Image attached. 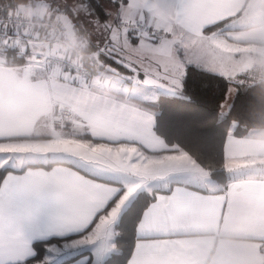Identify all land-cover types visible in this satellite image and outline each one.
Instances as JSON below:
<instances>
[{
    "label": "clouds",
    "instance_id": "1",
    "mask_svg": "<svg viewBox=\"0 0 264 264\" xmlns=\"http://www.w3.org/2000/svg\"><path fill=\"white\" fill-rule=\"evenodd\" d=\"M207 2L108 0L107 19L98 23L87 0H0V164L44 170L28 161L67 153L23 146L58 139L134 148L139 163L163 159L168 153L157 149L167 145L138 138L118 118L130 105L121 84L172 63L193 65L222 77L229 100L237 93L245 99L230 118L221 154L186 151L183 171L202 181L220 170L246 175L218 186L222 213L206 205L193 226L161 237L157 262L264 264V0H228L233 11L219 20L194 15ZM230 110V103L222 109ZM233 185L250 194L238 208L228 206ZM53 248L43 256L34 249L28 264H49Z\"/></svg>",
    "mask_w": 264,
    "mask_h": 264
},
{
    "label": "snow or ice",
    "instance_id": "2",
    "mask_svg": "<svg viewBox=\"0 0 264 264\" xmlns=\"http://www.w3.org/2000/svg\"><path fill=\"white\" fill-rule=\"evenodd\" d=\"M162 2L168 3L169 0ZM232 11L228 0H209L193 8L194 15L208 16L213 20L222 19ZM104 20L99 17L98 23ZM188 66L179 63L166 65L157 69L155 76L143 78L142 82L172 93L180 92L188 75ZM139 79L138 75L136 81ZM229 101L226 97L221 109ZM118 118L138 138L164 144L152 131L153 117L149 113L126 105L118 113ZM228 142L232 145L231 137ZM23 147H31L38 153L51 151L88 157L106 165V170L134 177L136 183L117 188L94 182L63 167L23 171L22 166L17 168L10 164V170L0 178V264H28L36 249L33 247L34 241L68 232L81 233L82 238L74 240L73 245L99 242V257L107 248L114 247V244H109L110 229L131 194L149 180L183 171V163L189 161V154L177 145L157 149L168 154L163 159L148 158L146 163L133 160L134 148L112 149L105 145L89 147L59 139L49 144ZM125 152L127 156L123 155ZM102 154H108L110 158L102 159ZM0 168H4V165L0 164ZM241 188L233 185V191L229 193L232 197L229 207L234 202L238 208L250 195ZM218 191V188H212L208 194L200 195L177 190L170 196H159L139 225L140 233L149 235H142L138 239L129 264H158L156 250L161 244V237L174 235L185 227L193 226L206 205H211L216 214L222 213L225 198L214 195ZM52 251L56 253L58 249L53 248ZM50 261L51 258L49 264Z\"/></svg>",
    "mask_w": 264,
    "mask_h": 264
},
{
    "label": "trees",
    "instance_id": "3",
    "mask_svg": "<svg viewBox=\"0 0 264 264\" xmlns=\"http://www.w3.org/2000/svg\"><path fill=\"white\" fill-rule=\"evenodd\" d=\"M96 14L107 19L104 7L108 0H87ZM112 63V61H109ZM188 75L184 80L183 90L175 97L162 95L158 104L150 105L158 110L155 124L156 133L168 146L177 145L185 151L199 153L204 158L218 157L230 125L231 116L236 113L245 97L237 93L231 103V110L222 113L221 105L225 102L227 83L222 77L204 72L193 65L188 66ZM57 163L47 165V169ZM10 169H0L3 178ZM213 179L220 185L229 182L228 174L220 170L213 174ZM103 181V180H102ZM111 182V181H105ZM154 195L141 192L125 210L116 225V253H113L103 264H127L133 251L137 224ZM81 235L65 239H50L34 244L40 256L47 253L48 247L63 242L74 241ZM86 253H79L59 264H69Z\"/></svg>",
    "mask_w": 264,
    "mask_h": 264
},
{
    "label": "crops",
    "instance_id": "4",
    "mask_svg": "<svg viewBox=\"0 0 264 264\" xmlns=\"http://www.w3.org/2000/svg\"><path fill=\"white\" fill-rule=\"evenodd\" d=\"M134 82L136 83L135 87L138 90V95H133L126 88H122L121 87L122 90H123L124 95H126V97H127L128 101L130 102L131 106H134L139 111L147 112L150 115H152V117H153L152 131L154 132V134L156 136H158L164 142L165 145H167L165 143L164 139L161 138L155 131V124H156V120H157V117L159 115V112H158V110H156L155 108L150 106V105L158 104V102H159V100H160V98H161V96L163 94L161 92H159L156 88L145 87V86L141 85V83L139 81H129V84L134 83ZM139 91H142V93L144 95H146L147 98H146V96H144V97L141 96L142 93H140ZM178 93L179 92H177V94ZM223 114H226V113H223ZM36 145H43V144H36ZM53 156L61 157L63 159L53 160L52 159ZM43 157H45L47 159L45 162L44 161L43 162L39 161V162H32V163H34L36 165H39L44 170H51L52 168H55V167L67 168V169H69L71 171L77 172L79 175H82V176H84L87 179H90V180H93L94 182L102 183V184H105V185H108V186H113V187L119 188L120 186L126 185V184H123L122 182H119L118 180H115L113 178H109L107 176H103L102 174H97L95 172H90L87 169H83L80 166H77L73 162H70L68 160H64L65 158H71V159L76 158L75 160H82L79 157H75V156H72L70 154H49V155H43ZM52 162H55L57 164H55L52 167H50L49 169H47V165H49ZM0 169H2V168H0ZM13 170L20 171L19 169H13ZM185 173H188V172L187 171L174 172V173H170L168 175H165L166 176L165 178L174 177V176H177L178 174L184 175ZM121 174L125 175L123 173H121ZM243 175H246V173H240V174H237V175H228L229 181L238 179V178H240ZM105 181H111V182L108 183V182H105ZM206 182L208 184H212V183L214 184L215 183L216 185H215L214 188H218V186L220 185L213 179V177L211 179H209V182L208 181H206ZM167 184H168V186L163 187V188H157V189H155L152 192L153 194L151 193L155 197H154L153 201L148 205L146 210L143 212V214H142V216H141V218H140V220H139V222L137 224L136 231H135V241H134V244H133V251H132L131 257L127 261V264H129V261L132 259V256H133L134 250L136 248L138 239H140L142 237V235H149L148 233H144V234L140 233L139 225H140L141 221L143 220L144 215L147 212V210L149 208H151V206L156 202V200H157V198L159 196H170L172 193L176 192L177 190H180V191L186 192V193H196V194H200V195H206L209 192V189H204V188H201L200 186L192 185V184H189L187 182H180V181H177V180H171L170 182H167ZM131 203H130V205H131ZM121 210H122V208H121ZM125 210L121 214H120V212L118 213V217H117V219H119L118 221H120V219H121L123 213L125 212ZM117 219H116V221H117ZM110 232L112 234L111 235L112 238H114V233L118 234L116 228H114V227H113V229L111 227ZM78 235H81V233L80 232H68V233H65L63 235L53 234V235H51V236H49V237H47L45 239L34 241L33 246H34L35 243L48 241L50 239H65V238H68V237H73V236H78ZM151 235H155V233H152ZM111 244H113V243H110V245ZM109 248L115 249V247H109ZM91 249H85L83 252H86V254H84L83 256L77 258L76 260L70 262L69 264H103L113 253L118 252L117 248L114 251H112V252H108L107 250H105V251H103L102 254H99V257H98L97 247L91 248ZM78 253H82V251H80Z\"/></svg>",
    "mask_w": 264,
    "mask_h": 264
},
{
    "label": "rangeland",
    "instance_id": "5",
    "mask_svg": "<svg viewBox=\"0 0 264 264\" xmlns=\"http://www.w3.org/2000/svg\"><path fill=\"white\" fill-rule=\"evenodd\" d=\"M136 83H131L129 84L128 82H123L121 84L122 88H126L131 94L133 95H138V90L135 87ZM140 87V86H139ZM140 93H142V91H139ZM141 96H146L143 93L141 94ZM147 98V96H146ZM234 97L229 101V103L231 104L233 101ZM225 103V102H224ZM223 103V104H224ZM225 113V112H222ZM53 160H59V159H63L61 157H57V156H53L52 157ZM71 159V158H65L64 160H68L70 162H73L74 164H76L77 166H80L83 169H87L90 172H95L97 174H102L103 176H107L109 178H113L115 180H118L119 182H122L123 184L126 185H132L136 183V179L132 176H129L127 174L122 175L121 173L115 172V171H111V170H106L102 167H98L95 164L88 162V161H82V160H75ZM47 159L43 156H39L36 157L35 159L29 160V163L32 162H45ZM166 176H162V177H157L154 178L152 180H149L146 184L141 185L139 188L136 189V191L134 193L131 194V196L129 197V199L125 202V204L122 206V210L120 211V214L130 205V203L135 199V197L140 193V192H148V194H151L155 189L157 188H163L168 186L167 182H170L171 180H177L180 182H187L189 184L192 185H196V186H200L201 188L204 189H212L215 187V183L213 184H208L206 181H202L200 180L198 177H196L194 174H192L191 172L185 173L184 175L182 174H178L177 176L174 177H168L165 178ZM209 182V180H207ZM153 194V193H152ZM121 216V215H120ZM120 218V217H119ZM119 219H117V221H115V223L112 225V229L113 227L116 228V224H118ZM115 225V226H114ZM111 232H110V237H109V244L113 243L116 244V239H117V233H114V238L111 237ZM81 237H78L77 239H80ZM76 239V240H77ZM73 241H67V242H63L60 245H52L54 247H56L58 249V251L56 253H53L51 255V261L50 264H59L61 261L67 260L70 257H72L73 255H77L79 254L78 252L82 251V253H86L83 252L85 249H91V248H95L97 247V250L100 249V243L97 242L95 244H84V245H73L72 244ZM90 245V246H89ZM50 246V247H52ZM89 246V247H88ZM115 249H116V245H115ZM115 249H111V248H107L106 250L108 252H112ZM92 250V249H91ZM48 252V250H47Z\"/></svg>",
    "mask_w": 264,
    "mask_h": 264
},
{
    "label": "water",
    "instance_id": "6",
    "mask_svg": "<svg viewBox=\"0 0 264 264\" xmlns=\"http://www.w3.org/2000/svg\"><path fill=\"white\" fill-rule=\"evenodd\" d=\"M138 81L141 83V85H143L145 87L156 88L159 92H161L165 96L175 97L177 95V92L176 93H172V92L167 91L166 89H163V88H160V87H157V86H154V85H148V84L143 83L142 82L143 81V77H140V79Z\"/></svg>",
    "mask_w": 264,
    "mask_h": 264
}]
</instances>
